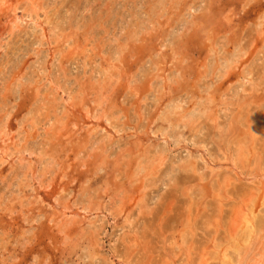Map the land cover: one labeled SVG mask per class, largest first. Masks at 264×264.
<instances>
[{
	"label": "rangeland",
	"instance_id": "rangeland-1",
	"mask_svg": "<svg viewBox=\"0 0 264 264\" xmlns=\"http://www.w3.org/2000/svg\"><path fill=\"white\" fill-rule=\"evenodd\" d=\"M0 264H264V0H0Z\"/></svg>",
	"mask_w": 264,
	"mask_h": 264
},
{
	"label": "bare ground",
	"instance_id": "bare-ground-1",
	"mask_svg": "<svg viewBox=\"0 0 264 264\" xmlns=\"http://www.w3.org/2000/svg\"><path fill=\"white\" fill-rule=\"evenodd\" d=\"M165 2V1H164ZM163 2V3H164ZM170 2V1H169ZM172 3V2H171ZM36 7V6H35ZM34 7V8H35ZM157 8H159V7H157ZM153 9H154V7H153ZM165 9V8H164ZM157 10V9H156ZM162 14V13H161ZM164 44V43H163ZM124 46V45H123ZM120 49V48H119ZM69 53V52H68ZM162 56V55H161ZM85 57V56H84ZM83 94V93H82ZM78 95V94H77ZM169 107V106H168ZM183 107V106H182ZM184 108V107H183ZM199 110V109H198ZM177 111V110H176ZM119 112V111H118ZM197 113V112H196ZM192 116V115H191ZM240 116H241V114H240ZM57 117V116H56ZM186 118V117H185ZM241 118V117H240ZM194 120H196L195 118H194ZM241 121V120H240ZM202 122V121H201ZM195 124V123H194ZM199 125V124H198ZM58 129V128H57ZM120 130V129H119ZM202 130V129H201ZM250 130V129H249ZM123 131V130H122ZM203 131V130H202ZM69 137V136H68ZM248 140V139H247ZM234 141V140H233ZM249 142V141H248ZM236 144V143H235ZM242 145V144H241ZM240 147V146H239ZM243 148V147H242ZM237 149V148H236ZM239 149V148H238ZM249 149V148H248ZM256 151V150H255ZM247 153V152H246ZM249 153V152H248ZM247 153V154H248ZM244 154V153H243ZM250 154V153H249ZM257 158V157H256ZM141 165V164H140ZM142 168H143V166H142ZM141 168V169H142ZM145 173V172H144ZM145 178V177H144ZM179 183V182H178ZM176 184V183H175ZM192 195V194H191ZM121 197V196H120ZM139 200V199H138ZM139 202V201H138ZM140 204V203H139ZM138 204V205H139ZM139 207V206H138ZM142 208V207H141ZM149 208V207H148ZM141 210V209H140ZM247 212V211H246ZM254 214V213H253ZM252 215V214H251ZM249 216V215H248ZM242 218H244V217H242ZM249 219H250V216H249ZM239 220V219H238ZM258 220V219H257ZM244 221V220H243ZM193 223V222H192ZM248 223H249V221H248ZM247 224V223H246ZM251 225H252V222H251ZM250 226V225H249ZM242 227V226H241ZM253 227V226H252ZM251 226H250V228H252ZM246 228H247V226H246ZM249 228V227H248ZM249 228V229H250ZM243 229H244V227H243ZM249 229H247V230H249ZM245 230V229H244ZM251 230V229H250ZM73 236V235H72ZM246 236V235H245ZM248 237V236H247ZM237 244V243H236ZM92 247V246H91ZM131 248V247H130ZM92 249L94 250V248L92 247ZM97 250V249H96ZM93 253H95V252H93ZM89 257V256H88ZM96 257V256H95ZM232 257V256H231ZM93 259V258H92ZM94 261V260H93ZM96 261V260H95Z\"/></svg>",
	"mask_w": 264,
	"mask_h": 264
}]
</instances>
